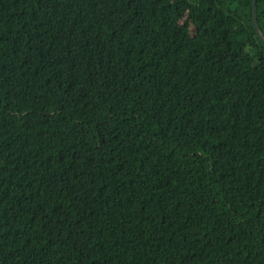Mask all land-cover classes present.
Instances as JSON below:
<instances>
[{"label": "trees", "instance_id": "1", "mask_svg": "<svg viewBox=\"0 0 264 264\" xmlns=\"http://www.w3.org/2000/svg\"><path fill=\"white\" fill-rule=\"evenodd\" d=\"M251 1L0 0V264H264Z\"/></svg>", "mask_w": 264, "mask_h": 264}, {"label": "water", "instance_id": "2", "mask_svg": "<svg viewBox=\"0 0 264 264\" xmlns=\"http://www.w3.org/2000/svg\"><path fill=\"white\" fill-rule=\"evenodd\" d=\"M251 25L252 28L255 32V35L257 36V38L259 39V41L263 44L264 46V37L260 34L258 28H257V24H256V18H255V2L254 0L251 1Z\"/></svg>", "mask_w": 264, "mask_h": 264}]
</instances>
